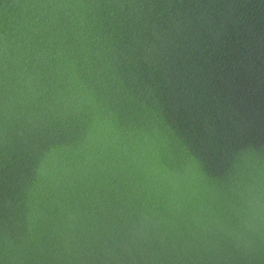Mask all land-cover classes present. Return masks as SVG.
<instances>
[{
	"label": "water",
	"instance_id": "1",
	"mask_svg": "<svg viewBox=\"0 0 264 264\" xmlns=\"http://www.w3.org/2000/svg\"><path fill=\"white\" fill-rule=\"evenodd\" d=\"M0 264H264V0H0Z\"/></svg>",
	"mask_w": 264,
	"mask_h": 264
}]
</instances>
